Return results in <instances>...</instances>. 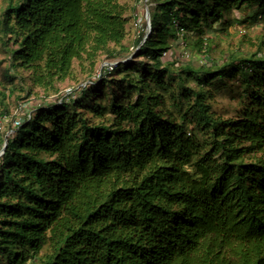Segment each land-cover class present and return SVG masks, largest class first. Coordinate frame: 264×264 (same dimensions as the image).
Here are the masks:
<instances>
[{
	"label": "trees",
	"instance_id": "1",
	"mask_svg": "<svg viewBox=\"0 0 264 264\" xmlns=\"http://www.w3.org/2000/svg\"><path fill=\"white\" fill-rule=\"evenodd\" d=\"M150 1V37L135 39L125 63L78 98L36 109L7 138L0 264H264V61L195 69L183 51L162 61L179 38L190 57L192 44L206 52L208 30L238 23L233 10L263 22L264 0ZM123 12L118 0H7L0 25L17 46L12 68L57 92L74 61L90 60L92 71L98 53L123 48ZM238 74L249 103L218 120L204 88ZM113 75L120 96L102 90L91 103ZM165 94L186 107L181 123L163 110Z\"/></svg>",
	"mask_w": 264,
	"mask_h": 264
},
{
	"label": "rangeland",
	"instance_id": "2",
	"mask_svg": "<svg viewBox=\"0 0 264 264\" xmlns=\"http://www.w3.org/2000/svg\"><path fill=\"white\" fill-rule=\"evenodd\" d=\"M119 4L123 8V15L127 22L126 24V37L122 42V47H114L110 45L107 50L102 51L94 58V70L91 71L90 60L74 61L72 64L71 76L64 82L57 83V92L51 90L44 92L42 89L34 87L31 83L30 73L24 69H13L12 62L10 60V50L16 49V45L12 42L11 37L5 36L2 33V27L0 25V94L5 95V99L2 100L0 95V118L4 120L0 124V138H8L13 136V122L18 119L21 122L29 115L33 117L36 109L45 107L55 102H60L61 99L68 101V99H76L79 95V86L93 77L100 69L103 63L109 61H119L121 56L127 55L136 50L135 39L142 33H137L138 30L134 29L133 23L135 18H143V12L145 10V4L143 0H118ZM149 9L152 7L151 1L149 2ZM7 0H0V22L1 15L6 7ZM253 10H233L230 12V21H238L235 25L226 26V30H222L215 24L211 30H208V38L210 43L206 52L197 50L195 45H189L188 49L191 53V57L184 64L192 65L193 68L201 67H213L223 66L227 60L234 59H249L253 56L256 59L264 61V21L256 23L250 19ZM244 21V23L242 22ZM179 38L174 44L173 49L167 57L162 61L170 63V60H175L180 56L182 52V43ZM124 49V50H123ZM127 50V51H126ZM113 58H110V55ZM132 60V65L136 69H140V61L143 59H137L134 61L132 56L128 59ZM171 64V63H170ZM174 73L179 74L180 70L175 69ZM9 73L10 77H13L12 83L8 81L5 76ZM112 88L104 85L95 86L93 91L95 94L90 98L91 103H95L99 97L100 92L103 90L106 97H110L111 92H115L117 95L120 92V88L124 85L121 84L122 76L113 75ZM97 84V82L95 83ZM189 88L198 89L195 82L187 84ZM113 89V91H112ZM207 92V103L210 105V111L214 118L218 120H230L235 119L238 116L239 111L244 105L249 103V99L245 90L242 77L238 74L235 77H231L228 80L218 81L215 84H211L204 88ZM72 91L71 94H67V91ZM100 91V92H99ZM178 93L180 90H178ZM98 92V93H97ZM97 93V94H96ZM177 95V94H176ZM120 96V95H118ZM132 100L136 99L135 95H132ZM163 110L166 113H171L175 120L181 123V117L186 111V107L182 105L180 108H176L177 101H173L168 94L164 95ZM108 100H103L102 105L107 104ZM87 117L91 119L92 123H98L99 120L93 117L92 114H88ZM195 125H186L187 133L192 134ZM1 160V159H0ZM1 162V161H0ZM1 164V163H0ZM45 254V250L40 252V256Z\"/></svg>",
	"mask_w": 264,
	"mask_h": 264
},
{
	"label": "built area",
	"instance_id": "3",
	"mask_svg": "<svg viewBox=\"0 0 264 264\" xmlns=\"http://www.w3.org/2000/svg\"><path fill=\"white\" fill-rule=\"evenodd\" d=\"M143 3L145 4V10L143 12V18H135L134 20V23H133V26H134V29L135 30H138V34L140 32H142L144 35H143V40H142V43L150 37V34H151V28H150V23H149V0H143ZM149 18V20H148ZM178 28V25L175 24ZM179 29V37H181L185 32L183 31V29L181 28H178ZM182 43V56L181 58L184 60V61H188L190 59V55L185 51L183 50L185 48L183 42ZM137 50V49H136ZM170 52L168 53H164L163 54V59L165 57H167L169 55ZM127 60H119V61H109V62H106V63H103L102 66L100 67V69L96 72V74L91 78L90 81H87L83 84H81L79 86V91L90 86V85H94L96 82H99L102 78H105L107 75H109L110 73L113 72V70L120 64V63H125ZM72 91L68 90L67 91V94H71ZM58 103H61L58 102ZM30 116L28 115L27 118H29ZM4 119L3 118H0V124L2 123ZM25 120V119H24ZM22 122L18 119L14 120L13 122V128L14 129H18L20 126H21ZM1 129V128H0ZM1 134V133H0ZM6 144H7V138H0V159L1 157L3 156L4 152H5V149H6Z\"/></svg>",
	"mask_w": 264,
	"mask_h": 264
},
{
	"label": "water",
	"instance_id": "4",
	"mask_svg": "<svg viewBox=\"0 0 264 264\" xmlns=\"http://www.w3.org/2000/svg\"><path fill=\"white\" fill-rule=\"evenodd\" d=\"M148 20H149V18H148ZM149 23H150V20H149Z\"/></svg>",
	"mask_w": 264,
	"mask_h": 264
}]
</instances>
